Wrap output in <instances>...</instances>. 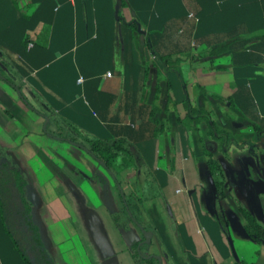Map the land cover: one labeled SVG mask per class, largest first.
Returning a JSON list of instances; mask_svg holds the SVG:
<instances>
[{
  "label": "crops",
  "instance_id": "1",
  "mask_svg": "<svg viewBox=\"0 0 264 264\" xmlns=\"http://www.w3.org/2000/svg\"><path fill=\"white\" fill-rule=\"evenodd\" d=\"M64 130L126 140L149 176L111 173ZM229 142L264 144V0H0V147L55 264H136L135 243L158 264H264L226 188ZM0 264H23L1 222Z\"/></svg>",
  "mask_w": 264,
  "mask_h": 264
},
{
  "label": "trees",
  "instance_id": "2",
  "mask_svg": "<svg viewBox=\"0 0 264 264\" xmlns=\"http://www.w3.org/2000/svg\"><path fill=\"white\" fill-rule=\"evenodd\" d=\"M203 119L208 126V134L213 139L221 140L223 143L230 141L229 135L218 129L212 119V114L209 111H194ZM52 123V120H50ZM48 131V130H47ZM49 132V131H48ZM60 141L71 142L80 148L86 150L101 166L115 173V163L121 159L122 167L126 168L134 166L139 173L147 174L144 171V162L137 150L131 148V145L126 140L112 141H85L77 138L74 134L64 137L57 134ZM208 167L211 175H215L219 171L217 161L208 154ZM143 170V171H142ZM100 181L105 184V181L99 175H96ZM149 178V177H148ZM152 178L151 182L146 183L147 191L153 193L160 192V188L156 181ZM220 183L215 182V187L218 194H222L219 188ZM221 185V184H220ZM142 200L136 203L126 201L127 207L132 213L133 206H138ZM246 217L250 227L246 226L248 235L256 241H262L258 238L257 233H261L258 227L254 225L252 219H249V214L242 211ZM112 220L115 226L119 229L126 228L127 222L131 221L128 213L113 214ZM0 222L4 234L11 241L15 252L18 254L23 264H55L44 246L39 229L32 218V202L28 196L27 181L19 167L7 155L4 148L0 147ZM264 240V239H263ZM264 242V241H263ZM139 246V243L133 244L129 252L136 264H158L154 257L144 258L143 249L147 246Z\"/></svg>",
  "mask_w": 264,
  "mask_h": 264
},
{
  "label": "flooded vegetation",
  "instance_id": "3",
  "mask_svg": "<svg viewBox=\"0 0 264 264\" xmlns=\"http://www.w3.org/2000/svg\"><path fill=\"white\" fill-rule=\"evenodd\" d=\"M262 146H264V144H262ZM250 147L252 149L254 147L253 144L252 146L250 145ZM263 163L264 159L262 161H259L258 163H256L252 159L247 158H244L243 161L237 160V165L231 166V170H229L230 173L227 176V178L229 179L227 183H230L231 186H228L226 188L236 191V193L239 194L247 204H249V209H247L246 211L249 214V218L251 216L252 220H254V216L251 215V202L254 199L251 191L256 190L258 193H260L261 196L259 198V202L261 206L259 209L253 210L259 216L260 220H262V222L264 223V185L262 184V182H260V179L263 178L264 175L258 173V170L256 169L258 166L263 165ZM223 184L222 186L225 185Z\"/></svg>",
  "mask_w": 264,
  "mask_h": 264
},
{
  "label": "rangeland",
  "instance_id": "4",
  "mask_svg": "<svg viewBox=\"0 0 264 264\" xmlns=\"http://www.w3.org/2000/svg\"><path fill=\"white\" fill-rule=\"evenodd\" d=\"M62 135L64 137H68V136H71V132H68L67 130H64L62 132ZM250 145L252 146V143H249V146H237L236 144H231L229 142V150L228 152L226 153V159L225 158H219V160L221 162H223V164H227L228 163V159H238L239 161H243L244 158H247V159H252L254 160L256 163H258L259 161H262L264 159V146L262 145H257V144H254L253 148L251 149ZM249 149V150H248ZM218 154V153H217ZM261 164V163H260ZM258 170V173L260 174H263L264 175V163L263 165H260L256 168ZM231 170V166L229 164H227V167L225 168V171H226V175L228 176L230 171ZM260 182H262V184L264 185V177L260 179ZM228 186H231V184L227 183V187ZM252 193V196H253V199L252 200V209H251V215L254 216V225H256L258 227V230L261 232V233H257L258 235V238H260L262 241H264V223L262 222V220H260L259 216L254 212L253 209H259L260 208V202H259V198L261 196L260 193H258L256 190H252L251 191ZM234 195L236 196L231 198L233 201H236L237 202V205L240 207V208H245V209H249V204H247L245 202V200L243 198H241L239 196V194H235ZM235 198V199H234ZM236 205V204H234ZM244 209V211H245ZM247 212V211H246ZM243 219H244V224H246V226H249V229H252L250 227V223H248V221L246 220V217L244 215H242ZM251 219V216L250 218ZM241 240V239H239ZM238 239L235 240V243L234 245L236 246V248L239 250L240 249V242L242 241H239Z\"/></svg>",
  "mask_w": 264,
  "mask_h": 264
},
{
  "label": "water",
  "instance_id": "5",
  "mask_svg": "<svg viewBox=\"0 0 264 264\" xmlns=\"http://www.w3.org/2000/svg\"><path fill=\"white\" fill-rule=\"evenodd\" d=\"M46 121H48V119L46 118ZM128 214H129V217L133 220V218H132V216H131V214L129 213V211H128ZM149 236L151 235L150 233H147ZM147 241H149V238L145 241V242H147ZM141 245V244H140ZM139 245V246H140Z\"/></svg>",
  "mask_w": 264,
  "mask_h": 264
},
{
  "label": "built area",
  "instance_id": "6",
  "mask_svg": "<svg viewBox=\"0 0 264 264\" xmlns=\"http://www.w3.org/2000/svg\"><path fill=\"white\" fill-rule=\"evenodd\" d=\"M177 192H179V191H177Z\"/></svg>",
  "mask_w": 264,
  "mask_h": 264
}]
</instances>
